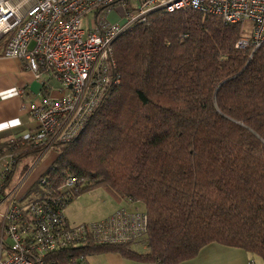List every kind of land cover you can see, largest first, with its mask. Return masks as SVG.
Returning a JSON list of instances; mask_svg holds the SVG:
<instances>
[{
  "label": "trees",
  "instance_id": "1",
  "mask_svg": "<svg viewBox=\"0 0 264 264\" xmlns=\"http://www.w3.org/2000/svg\"><path fill=\"white\" fill-rule=\"evenodd\" d=\"M240 35L239 24L183 8L151 12L115 39L120 82L75 138L54 143L55 160L16 202L29 219L23 207L31 202L63 212L73 197L102 186L119 202H141L147 230L124 243L59 248L42 264H88L89 255L107 252L177 264L211 242L264 263V40L253 51L237 49ZM47 141L0 143V157H11L0 201ZM68 176L77 184L64 187Z\"/></svg>",
  "mask_w": 264,
  "mask_h": 264
},
{
  "label": "built area",
  "instance_id": "2",
  "mask_svg": "<svg viewBox=\"0 0 264 264\" xmlns=\"http://www.w3.org/2000/svg\"><path fill=\"white\" fill-rule=\"evenodd\" d=\"M183 8L215 14L232 24L250 20L251 33L238 37L237 49L253 51L264 40V0H135V5L131 0H0L1 55L22 59L36 77L49 71L67 90L60 99L47 97L34 108L37 129L23 139H48L44 152L58 141L75 138L106 89L120 82L112 58L115 39L151 12ZM110 12L118 15L117 21L109 20ZM7 156L4 170L11 162ZM77 182L68 176L63 186ZM17 192L15 185L0 201V264H42L47 253L59 248L88 240L124 243L147 230V214L125 206L98 220L69 224L62 210L36 201L23 207L30 217L22 219Z\"/></svg>",
  "mask_w": 264,
  "mask_h": 264
},
{
  "label": "crops",
  "instance_id": "3",
  "mask_svg": "<svg viewBox=\"0 0 264 264\" xmlns=\"http://www.w3.org/2000/svg\"><path fill=\"white\" fill-rule=\"evenodd\" d=\"M108 18L110 21H117L118 15L110 12ZM1 50L2 48L0 49V143H3L26 133H34L37 129V121L33 115L34 108L39 106L47 97L54 100L60 99L67 90L59 79L49 71L42 70L39 77H36L34 72L25 66L22 59L5 57L1 55ZM47 151L49 150L39 154L38 159ZM56 156L57 153L55 152V155L53 153L48 157L49 160L43 164L39 174H36L33 179L25 184L20 191L21 193L28 189L43 169L48 168ZM8 160L7 155L0 157V177ZM30 171L18 183V190ZM133 204L135 203L121 202L120 205L117 204L112 209V212L119 207H129ZM103 217L105 216L99 219ZM66 219L69 224H75L70 222L67 217ZM250 260H254L257 264L255 257L240 247L211 242L202 247L196 256L177 264H249ZM87 262L88 264H149L125 258L119 253L113 252L91 254L87 257Z\"/></svg>",
  "mask_w": 264,
  "mask_h": 264
},
{
  "label": "rangeland",
  "instance_id": "4",
  "mask_svg": "<svg viewBox=\"0 0 264 264\" xmlns=\"http://www.w3.org/2000/svg\"><path fill=\"white\" fill-rule=\"evenodd\" d=\"M131 2L132 5H135V0H131ZM82 23H83V27L86 28L87 26L86 17H83ZM239 26H240L241 34L249 35L251 33L252 22L250 20L243 21L242 23L239 24ZM55 152L56 151L52 149L47 151L40 159H38L39 158L38 155L34 158H29L26 160L28 164V168L21 176L19 181L16 183V186L25 177L26 173L28 174V171L30 170L31 171L29 172L28 177L24 179V182L22 183L23 185L22 184L20 185L19 190L17 192L18 196L23 195L25 191L21 193L20 191L22 190V188H24L25 184H27L28 181L33 179V177H35L36 174H39V170L41 169L43 164L47 160H49L48 157L51 156L53 153L55 155ZM6 155L7 154H4L3 156ZM46 169L47 168L43 169L42 173L39 176H41L46 171ZM39 176L37 177V179L39 178ZM134 203L135 204L127 208L130 210L133 209L143 210V205L141 202H134ZM117 204L120 205L121 202H117V200H115L114 197L110 193H108L104 187L95 186L73 197L72 200L68 202V204L65 206L64 213L70 222L78 224L81 222H86L91 220L93 221L99 219L102 216L109 215L110 213H112V209L116 207ZM1 211L2 210H0V212ZM131 246L133 248L136 247L139 248L141 247V244L139 242H133L131 243ZM255 259L257 264L258 263L264 264L261 258H259L258 256H255Z\"/></svg>",
  "mask_w": 264,
  "mask_h": 264
}]
</instances>
